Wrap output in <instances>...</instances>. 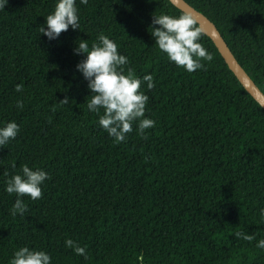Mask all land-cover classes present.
Segmentation results:
<instances>
[{"label":"trees","instance_id":"obj_1","mask_svg":"<svg viewBox=\"0 0 264 264\" xmlns=\"http://www.w3.org/2000/svg\"><path fill=\"white\" fill-rule=\"evenodd\" d=\"M185 1L215 24L264 94V0ZM55 2L8 0L0 11V125H19L0 147V264L22 246L45 250L53 264H137L141 254L144 264H264L255 246L264 239V109L213 42L202 35L213 60L201 70L170 62L151 36L153 15L183 13L169 0H77L79 30L48 41L39 27ZM99 34L116 42L126 70L155 84L140 89L155 126L138 135L133 125L122 143L88 111L90 93L75 71L83 59L75 41ZM65 96L70 104L61 106ZM25 165L50 179L13 216L16 196L5 182ZM241 231L255 239L237 238Z\"/></svg>","mask_w":264,"mask_h":264},{"label":"clouds","instance_id":"obj_2","mask_svg":"<svg viewBox=\"0 0 264 264\" xmlns=\"http://www.w3.org/2000/svg\"><path fill=\"white\" fill-rule=\"evenodd\" d=\"M87 4L88 0H80ZM8 0H0V11H4ZM79 11L77 0H56L53 11L44 17V24L39 27L48 41L57 40L62 32L69 28L79 30ZM203 35L197 20L189 13L178 16L169 14L153 15L151 36L155 46L165 54L167 59L188 73L205 67L203 62H211L213 55L200 42ZM73 54L83 57L76 65L75 71L86 82L89 91L86 107L89 112L98 116L97 124L115 143L127 140L133 132V125L138 135L153 128L155 121L145 117L148 96L141 91L144 84L148 90L155 87L153 76L135 75L131 68L125 69L129 61L118 52L115 41L104 34H99L96 41L89 44L87 40L78 39L74 43ZM22 86L17 85L15 91L21 92ZM61 106L70 104L69 97L59 101ZM23 102L17 101L16 107L23 108ZM19 132V125L9 121L0 125V147L9 144ZM50 179L43 169H33L25 165L19 173L12 175L5 182V191L15 194L16 199L11 209L13 216H23L28 210L23 197L38 200L42 197V185ZM259 223L264 224V208L259 209ZM236 237L251 242L254 236L243 231L235 233ZM64 246L73 250L77 256L87 259L85 247H81L72 239H66ZM256 248L264 251V239L256 242ZM144 256L136 257L137 264H144ZM10 264H53L52 257L42 249L22 246L13 252Z\"/></svg>","mask_w":264,"mask_h":264},{"label":"water","instance_id":"obj_3","mask_svg":"<svg viewBox=\"0 0 264 264\" xmlns=\"http://www.w3.org/2000/svg\"><path fill=\"white\" fill-rule=\"evenodd\" d=\"M169 2L183 13H189L194 16L197 20V25L202 28L203 34L213 42L228 68L237 78L242 87L261 106V108L264 109V94L239 64L215 24L204 14L190 6L185 0H169Z\"/></svg>","mask_w":264,"mask_h":264}]
</instances>
